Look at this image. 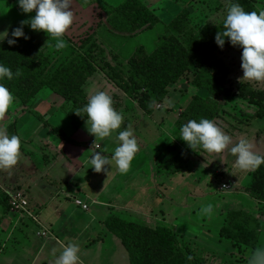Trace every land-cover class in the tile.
Returning a JSON list of instances; mask_svg holds the SVG:
<instances>
[{
    "label": "rangeland",
    "instance_id": "1",
    "mask_svg": "<svg viewBox=\"0 0 264 264\" xmlns=\"http://www.w3.org/2000/svg\"><path fill=\"white\" fill-rule=\"evenodd\" d=\"M109 1L115 7L121 3V0ZM174 1L176 5H183V1ZM77 2L80 5L74 2L72 4L73 23L62 37L71 43L69 57L58 61L42 56L47 60V65L44 63L38 71L45 67L49 78L77 53H90L99 66L100 84L96 91L89 93L85 88L88 96L98 91L109 94L114 109L123 116L121 128L114 131L112 137L131 125L139 146L126 174H120L115 165L111 168L105 166L108 172L97 173L90 168L88 159V167L77 180L85 193L81 196L86 203L82 202L92 210L99 208L95 202L106 203L111 207L107 210L113 215L137 228L170 229L178 248L195 264H248L253 254L252 249L241 250L221 233L231 225H245L251 233H259L258 246L264 248V181L261 185H254V173L259 168H264V164L254 170H239L235 168V158L229 151L232 145L218 154L208 153L199 147L194 151L179 138V129L188 120L194 119V112L199 108L202 113L197 120L212 116L217 126L231 137L233 144L245 139L252 145L253 151L264 155V119H255L257 108L249 104V98L240 97L242 89L246 94L249 89L264 92V81L240 79L243 76L242 48L229 44L218 49L214 57L203 62V65L211 66L214 76L217 74V63L225 62L230 70L229 76L224 80L218 74L220 82L223 83V93L212 94L195 86V80L202 70V66L196 63L179 81L168 84L164 75L166 63L161 57L162 50H158V47L166 35L173 36L174 32L177 37L174 27L164 26L161 22L137 36L124 38L109 31L104 4L100 0ZM170 2L171 0H162L154 11L165 14ZM186 2L192 8L193 26L196 29L184 31L181 39L189 37L192 32L197 33L208 21H211V25L222 23L230 2L240 3L249 12L264 10V0ZM3 20L0 17V26ZM46 40L45 44H48L50 38ZM208 40L211 41L210 38ZM56 43L50 42V53L55 50ZM43 47L42 50L46 51ZM177 50L178 47H175V51ZM170 55L171 53L168 54ZM169 60L170 57L166 62ZM143 67L145 75L142 79L148 76L151 79L142 83L140 76L144 73ZM44 82L48 83V80L45 81L44 78ZM37 92L35 99L24 108V116L18 114L14 120L19 124L24 121V126H34L33 131L27 133L25 141L22 140L21 148L35 145L40 150H84L81 153L83 161L91 154L90 151H103L111 158L116 147L112 137L95 141V137L87 131L86 123L81 127L72 124L68 116L72 109L71 104L64 103L49 88L44 87ZM15 93L14 95H21L20 91ZM46 95L53 96L47 100ZM151 111L152 114H148ZM46 125L50 128H45ZM45 129L48 132L42 136ZM16 132L17 127L14 124L10 128V135H16ZM66 139L76 144H68ZM97 145L100 147L97 148ZM223 186L229 189L224 190ZM11 191L0 195V202H6L7 207L10 195L22 190ZM67 203L69 213L76 211L84 217L91 216L77 210L70 200ZM209 204L212 205L211 213H204L202 208ZM3 207L5 208L4 205ZM69 213L62 219L65 220ZM72 222L75 220L72 219ZM98 227L94 225L84 237L90 241V246L79 251L78 264H84L86 260H90V263L96 260L95 264H130L127 250L115 236L109 235L111 240L114 239V247L111 242L97 245L96 239L101 240L103 237L102 234L97 235ZM67 230L75 235L76 231L72 226ZM63 237L64 235L60 238ZM35 254L36 251L29 254L28 258H19L15 264H36ZM48 256H52L50 252ZM48 256L41 261L55 264Z\"/></svg>",
    "mask_w": 264,
    "mask_h": 264
},
{
    "label": "trees",
    "instance_id": "2",
    "mask_svg": "<svg viewBox=\"0 0 264 264\" xmlns=\"http://www.w3.org/2000/svg\"><path fill=\"white\" fill-rule=\"evenodd\" d=\"M102 3L104 4L105 16L107 17L106 25L114 35L124 38L134 37L149 29H153L161 23L155 11L143 0H125L117 7L105 1H102ZM193 22L188 11L182 12L168 25L175 28L177 37L173 32V36L166 35L160 41L158 50L159 48L162 50L161 57L166 63L164 68L165 78L167 77L166 83L172 84L179 81L186 71L196 63L202 66V70L195 80V86L212 94L223 93V83L220 82L218 74L224 80L229 76L230 70L225 62H216V76L213 75L211 66L203 65V62L214 57V53L220 49L215 42V36L219 30H223V22L211 25V21H208L202 29L197 30V33L192 32L189 37L184 36V40L181 39L183 35L181 33L196 29L193 26ZM24 31L29 39L18 38L15 45H9L7 39H5L0 44V63L10 67L13 73L18 68L22 73L11 81L5 79L0 81V83H3L13 95L16 94L15 92L20 91L21 95H14L16 96L14 98L20 101L24 107H28L27 105L35 99L38 93L37 90L39 91L44 87L49 88L53 94L62 98L64 103L71 104L72 109L69 111L68 116L72 124L78 127L83 126L86 121V117H82L84 113H81L82 116H78L74 111L82 108L87 103L89 96L85 90V85L98 73L99 66L97 62L88 52L77 53L64 66H60V69L58 68L47 78L45 67L38 71L47 61L42 57L44 56L42 47L45 45L47 38L41 37L39 34L27 29H24ZM174 37L177 39L175 40ZM9 38H11V34ZM209 38L211 41L208 40ZM229 44L230 42L226 38L224 47ZM175 47H178L177 51H175ZM170 53L171 55L168 56ZM169 57L170 60L166 62ZM44 58L47 57L44 56ZM143 75H145V69L140 76L142 83L151 79L150 76L142 79ZM41 77L43 78L40 79ZM44 78L45 81L48 80V83L44 82ZM30 81H33V84H30ZM240 97L249 98V104L257 108L255 119H264V92L249 89L246 94L242 89L240 90ZM201 113L202 110L196 108L194 119L197 120L198 115ZM148 114H152V111ZM209 119L213 120V117L211 116ZM45 127L50 128L49 125ZM66 140L69 144H76L72 140ZM254 179V185L263 183L264 168L261 167L254 173ZM0 203L5 206L6 211L10 210L9 205L8 207L6 206V202L2 201ZM105 227L121 241L129 254L130 264H195L192 259H189L178 248L175 236L168 228H137L118 218L108 219L105 222ZM245 227V225L237 227L231 225L221 235L228 238L241 250L242 248H248L254 252V250L259 248V233H251V230Z\"/></svg>",
    "mask_w": 264,
    "mask_h": 264
},
{
    "label": "crops",
    "instance_id": "3",
    "mask_svg": "<svg viewBox=\"0 0 264 264\" xmlns=\"http://www.w3.org/2000/svg\"><path fill=\"white\" fill-rule=\"evenodd\" d=\"M80 1L84 2V0ZM100 1H105L108 4L110 2L109 0ZM124 1L121 0L120 2L123 3ZM143 1L153 10H156V6L162 3V0ZM172 1L174 0H171L167 4L168 9L166 8L165 14H157L155 11L164 26L170 25L184 11H188L190 17L193 18L191 15L192 8L186 0H180V2L183 1V5L180 6L176 5L175 1ZM73 2L80 5L77 0H72V4ZM34 15L35 11L32 13H22L14 0H0V17L4 19L2 26H0V32L7 28L10 35L11 29L18 27L20 21ZM24 29L33 31L27 26ZM33 32L39 34L41 37L48 38L47 34L43 31ZM49 38L50 42H58L55 37ZM63 40L66 46L60 50L54 47V54L50 53L48 47L51 44L48 41V44H45L43 47L46 49V51H43L44 56L58 61L69 57L72 51L71 43L66 39ZM98 80H100L99 72L87 82L85 88L88 93L89 91H96L95 89L100 84ZM51 96H47V100ZM39 100L40 97L35 103L38 104ZM50 103L52 102L50 101ZM24 108L21 102L14 98V102L10 105L8 112L0 117V131H5L10 135V128L16 124V135L20 137L21 143L22 140L25 141L27 133L32 132L34 128V126H24V121L21 124L17 120L14 121L18 114H25ZM23 116L21 119H23ZM46 131L48 132L47 129L42 132V136L45 135L44 133L47 134ZM35 147L37 146L33 145L26 149L21 148L17 164L10 169H0V195L6 192L10 193L11 189H17L25 191L29 200L28 210L21 213L6 211L0 203V264H15L19 258H28L29 254H32L34 251H36V264H46L45 260L41 261V259L47 258L49 252L52 256L48 257L55 263L62 253L63 247L69 243L77 244L79 251L88 249L90 241L84 237L94 225L99 226L97 235L102 234V239H104L102 241V239L97 238L95 241L97 245H105L107 242L108 244L111 242L112 247H114V239L111 240L112 238L109 237V235H113L106 229L105 222L113 217L122 218L113 215L111 211L107 210L111 209V207L106 203L95 202L96 205H99V208L95 210H92L90 206L88 210H84L77 205V202L83 203L82 201H84L86 203L85 199L81 196L85 195L82 192L83 187L77 180L78 176H81L85 168L88 167L87 161L93 152L89 150L91 154L83 161L81 153L84 150H40L38 147ZM85 152L88 153V150ZM68 200L72 202L77 210H81L86 215L91 214V216L84 217L81 214H77L76 211L69 213L67 207ZM67 213H69L68 216L63 220L62 218ZM69 217L70 219L68 220ZM72 219L75 220L74 223ZM71 226L76 231L75 235L71 234L72 231L67 230ZM93 233L96 232L94 231ZM62 235L64 237L60 238ZM71 236H74V238L70 239ZM116 241L118 240L116 239ZM95 262L96 260L91 263L90 260L89 262L86 260L84 264H95Z\"/></svg>",
    "mask_w": 264,
    "mask_h": 264
},
{
    "label": "clouds",
    "instance_id": "4",
    "mask_svg": "<svg viewBox=\"0 0 264 264\" xmlns=\"http://www.w3.org/2000/svg\"><path fill=\"white\" fill-rule=\"evenodd\" d=\"M22 13H32L28 19L20 21L18 27L0 32V42L7 39L9 45H15L18 38L29 37L25 34L24 27L33 31H43L49 37L57 38L55 44L57 50L63 49L66 44L62 37L73 23L72 0H16ZM227 40L232 46L242 48L241 68L243 76L241 80L264 81V10L246 11L238 2H230L226 16L223 19V30H219L215 36L216 44L223 49ZM18 68L15 73L10 67L0 63V81H11L21 75ZM14 102V96L9 89L0 83V117H2L10 105ZM78 116L86 117V126L89 134L96 140H104L112 137V133L121 128L123 116L113 107L112 97L104 91H98L91 95L87 103L74 111ZM179 138L186 142L192 150L198 147L208 153H221L229 149L235 158V168L239 170H254L264 164V155L253 151L252 145L245 139H240L233 144L232 139L217 124L210 119H190L181 125ZM116 147L111 158L103 151H94L89 158V163L95 172H108L105 166L110 168L115 165L120 174H126L131 166L135 154L139 150L136 138L128 125L112 137ZM100 145H97L99 148ZM21 149V139L18 135H9L0 131V169H10L18 162ZM204 213H211L212 205L202 208ZM79 246L69 243L63 247V251L56 259L55 264H78ZM190 259V258H189ZM248 264H264V248L254 250Z\"/></svg>",
    "mask_w": 264,
    "mask_h": 264
},
{
    "label": "built area",
    "instance_id": "5",
    "mask_svg": "<svg viewBox=\"0 0 264 264\" xmlns=\"http://www.w3.org/2000/svg\"><path fill=\"white\" fill-rule=\"evenodd\" d=\"M16 2V0H14ZM224 190H228L227 186H223ZM77 205L82 209L87 210L88 207L81 202H77ZM29 202L28 197L23 191H18L15 194L10 195L9 207L11 211L16 213L25 212L28 210Z\"/></svg>",
    "mask_w": 264,
    "mask_h": 264
}]
</instances>
